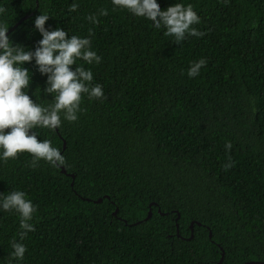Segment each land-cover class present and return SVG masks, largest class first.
I'll return each mask as SVG.
<instances>
[{
	"label": "trees",
	"instance_id": "16d2710c",
	"mask_svg": "<svg viewBox=\"0 0 264 264\" xmlns=\"http://www.w3.org/2000/svg\"><path fill=\"white\" fill-rule=\"evenodd\" d=\"M157 3L191 4L205 34L177 44L112 0H0L13 45L35 50L40 14L48 30L90 38L100 62L71 67L90 70L89 86L104 92L83 95L75 122L61 113L58 129L30 130L64 166L29 167L27 152L0 158V194L23 191L37 208L22 241L18 213L0 209V264H218L222 252V264H264V0ZM22 67L26 94L54 103L35 61ZM13 241L26 246L23 260L11 259Z\"/></svg>",
	"mask_w": 264,
	"mask_h": 264
},
{
	"label": "clouds",
	"instance_id": "9594fccd",
	"mask_svg": "<svg viewBox=\"0 0 264 264\" xmlns=\"http://www.w3.org/2000/svg\"><path fill=\"white\" fill-rule=\"evenodd\" d=\"M227 4L228 0H224ZM115 7L127 9L133 15L145 17L153 22L156 29L165 28V35L175 38V43L180 44L186 36L201 37L205 33L197 30L193 25L200 23V17L193 10L191 4L187 6L175 3L161 10L157 0H112ZM77 3H72L68 11L78 9ZM6 12L0 7V13ZM108 14L107 9L99 11L100 16ZM49 15L40 14L35 18V28L42 38L37 42L34 51L25 50L19 44L13 45L7 33L8 25L0 24V150L5 162L16 159L20 153L27 152L32 156L29 167H37L40 160L46 161L54 167L66 164L65 157L58 148L52 147L51 141L37 138L35 127L58 129L61 126V113L64 119L75 122L83 95L91 99H103L104 92L100 84L89 86L93 74L82 66L76 64L77 59L87 64L99 63L101 57L92 50L91 39L68 34L60 28L48 30L45 23ZM86 19L92 24H98L96 14H91ZM91 29L89 32L91 33ZM35 61L37 70L41 75H46V87L43 92L54 94V103L42 106L35 103L25 89L30 84L29 70L22 65L25 62ZM207 61L203 58L193 62L188 68L187 75L195 77ZM232 148L231 142L225 144V149ZM234 166L231 157L224 164L225 170ZM0 209L14 211L19 215L18 233L22 241L28 232L35 231L31 223L36 206L31 200L26 199L23 191H11L7 195L0 194ZM13 249L11 259L23 260L26 246L17 241L11 243ZM11 264V260H10Z\"/></svg>",
	"mask_w": 264,
	"mask_h": 264
},
{
	"label": "water",
	"instance_id": "95a60500",
	"mask_svg": "<svg viewBox=\"0 0 264 264\" xmlns=\"http://www.w3.org/2000/svg\"><path fill=\"white\" fill-rule=\"evenodd\" d=\"M23 19H25V16L22 17V18H21V19H20V20H19V21H18V22L12 27V28H11V30L14 29L17 25H19L20 22H21ZM6 34H7V33H6ZM61 171H62V172H65V169H64V168H61ZM71 176L73 177L72 174H71ZM86 200H91V199L86 198ZM100 201H101V198H98V199L94 200V202H100ZM162 214H163V213H162ZM150 215H151V211L148 212V215H147V217H145V219H147L148 217H150ZM196 223H197L198 225H201L199 222H196ZM192 224H193V222H191V224H190V228H191V230H192ZM209 237H211V232H210V234H209ZM223 258H224V252H222L218 264H222Z\"/></svg>",
	"mask_w": 264,
	"mask_h": 264
}]
</instances>
